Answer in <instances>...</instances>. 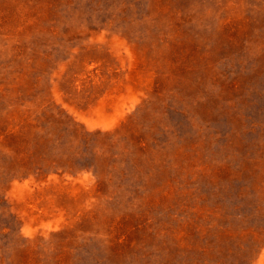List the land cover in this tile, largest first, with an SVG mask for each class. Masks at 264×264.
Instances as JSON below:
<instances>
[{
    "label": "rangeland",
    "instance_id": "1",
    "mask_svg": "<svg viewBox=\"0 0 264 264\" xmlns=\"http://www.w3.org/2000/svg\"><path fill=\"white\" fill-rule=\"evenodd\" d=\"M0 264H264V0H0Z\"/></svg>",
    "mask_w": 264,
    "mask_h": 264
}]
</instances>
